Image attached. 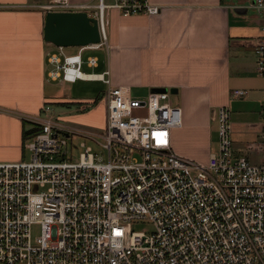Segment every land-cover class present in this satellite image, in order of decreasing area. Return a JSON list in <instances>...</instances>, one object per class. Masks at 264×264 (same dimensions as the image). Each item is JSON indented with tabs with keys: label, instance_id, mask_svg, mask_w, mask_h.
<instances>
[{
	"label": "built area",
	"instance_id": "1",
	"mask_svg": "<svg viewBox=\"0 0 264 264\" xmlns=\"http://www.w3.org/2000/svg\"><path fill=\"white\" fill-rule=\"evenodd\" d=\"M252 7L264 17V0ZM46 11L85 12L97 20L98 44L66 53H46V81H99L105 118L102 133L53 119L29 117L39 133L23 145L27 158L0 162V264H264V95L257 144L261 164L235 157L230 109L211 112L217 149L205 163L176 154L171 131L181 109L169 92L144 100L111 83L109 70L95 69L94 55L107 45L108 13L156 16L163 7L149 0H56ZM256 73L264 78L263 36L254 45ZM245 90L232 97L243 98ZM94 107V106H93ZM92 108L81 106V111ZM83 149L73 157L74 141ZM148 222L149 232L130 230ZM40 236L31 242V226Z\"/></svg>",
	"mask_w": 264,
	"mask_h": 264
},
{
	"label": "crops",
	"instance_id": "2",
	"mask_svg": "<svg viewBox=\"0 0 264 264\" xmlns=\"http://www.w3.org/2000/svg\"><path fill=\"white\" fill-rule=\"evenodd\" d=\"M149 1L163 7L159 15L108 13L107 58L99 60L90 51L98 60L94 73L108 69L111 83L127 88L131 96L132 91L147 97L154 88L176 89L171 105L181 109V126L171 131L172 149L201 163L217 149L211 112L228 106L233 155L261 164L259 152L247 148L259 142L264 95L254 55L264 17L252 7L254 0ZM49 2L0 0V162L25 158L23 121L29 124L45 103L69 102L54 93L66 83L45 78L46 53L53 48L43 39V7ZM234 90L247 94L235 98ZM87 101L79 103L88 106Z\"/></svg>",
	"mask_w": 264,
	"mask_h": 264
},
{
	"label": "rangeland",
	"instance_id": "3",
	"mask_svg": "<svg viewBox=\"0 0 264 264\" xmlns=\"http://www.w3.org/2000/svg\"><path fill=\"white\" fill-rule=\"evenodd\" d=\"M54 1L56 0H50L48 4L53 3ZM106 2H110V0H106ZM64 51L66 53H75L76 49L64 48ZM91 54L93 53L85 52L84 56L87 57ZM95 54L97 55L99 60H103L105 62V59L107 57L104 47L99 51H96L94 55ZM83 71L87 73L98 72L97 69H86L85 67L83 68ZM55 90L56 91L54 93L62 95V97L65 100H69V102H64L63 104L54 101L45 103L42 106L40 112L37 114V117H39V119H53L68 126L86 129L96 133H102L105 118V106L101 98L106 91V86L102 82L78 80L75 83L63 84L62 87L55 88ZM131 94L132 97L139 100H144L146 98V95H144V93H142L141 91H132ZM174 98L175 94H171L169 92L168 103L170 105L174 104ZM84 100H90L87 102L92 106V108L87 111L88 113L82 112L80 110L82 104H78L80 101ZM90 117L92 120L91 122L87 120ZM80 143L81 139L79 138L74 141L75 147L72 150V155L75 158H77L80 152H82L83 150L80 147ZM24 152L25 158H27L28 153L27 151ZM151 229L152 226L148 222H132L130 224V230L134 232H149L151 231ZM30 236L32 244H36L40 236L39 225L35 224L31 226Z\"/></svg>",
	"mask_w": 264,
	"mask_h": 264
},
{
	"label": "water",
	"instance_id": "4",
	"mask_svg": "<svg viewBox=\"0 0 264 264\" xmlns=\"http://www.w3.org/2000/svg\"><path fill=\"white\" fill-rule=\"evenodd\" d=\"M43 39L54 47L78 48L98 44L97 20L85 12L46 11ZM176 93V89L154 88L151 93Z\"/></svg>",
	"mask_w": 264,
	"mask_h": 264
},
{
	"label": "trees",
	"instance_id": "5",
	"mask_svg": "<svg viewBox=\"0 0 264 264\" xmlns=\"http://www.w3.org/2000/svg\"><path fill=\"white\" fill-rule=\"evenodd\" d=\"M57 103H61L62 102H58ZM81 104V103H78ZM96 104V103H95ZM89 109L85 110L84 112H87ZM23 123V132H22V140H23V145L26 141L30 140L31 138H33L37 133H39V131L41 130L39 126L31 124V123H27L25 121L22 122Z\"/></svg>",
	"mask_w": 264,
	"mask_h": 264
}]
</instances>
